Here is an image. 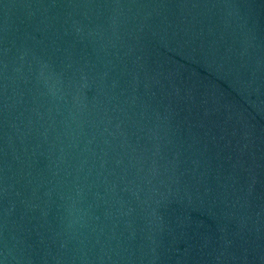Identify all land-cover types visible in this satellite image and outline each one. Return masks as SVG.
Returning <instances> with one entry per match:
<instances>
[{
    "label": "water",
    "instance_id": "95a60500",
    "mask_svg": "<svg viewBox=\"0 0 264 264\" xmlns=\"http://www.w3.org/2000/svg\"><path fill=\"white\" fill-rule=\"evenodd\" d=\"M0 264H264V0H0Z\"/></svg>",
    "mask_w": 264,
    "mask_h": 264
}]
</instances>
